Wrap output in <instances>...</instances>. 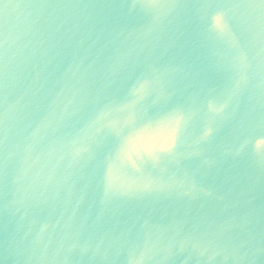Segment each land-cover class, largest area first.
Listing matches in <instances>:
<instances>
[{
	"label": "water",
	"instance_id": "water-1",
	"mask_svg": "<svg viewBox=\"0 0 264 264\" xmlns=\"http://www.w3.org/2000/svg\"><path fill=\"white\" fill-rule=\"evenodd\" d=\"M0 264H264V0H0Z\"/></svg>",
	"mask_w": 264,
	"mask_h": 264
},
{
	"label": "snow or ice",
	"instance_id": "snow-or-ice-1",
	"mask_svg": "<svg viewBox=\"0 0 264 264\" xmlns=\"http://www.w3.org/2000/svg\"><path fill=\"white\" fill-rule=\"evenodd\" d=\"M217 19H218V23H220L222 26L224 23H226L223 16H219ZM157 127L158 126L149 125L146 128L141 129L140 132L138 133V136L140 137L150 136L154 131H156Z\"/></svg>",
	"mask_w": 264,
	"mask_h": 264
}]
</instances>
